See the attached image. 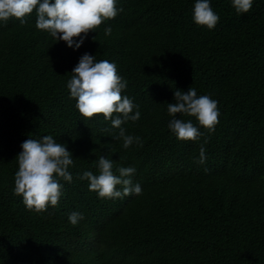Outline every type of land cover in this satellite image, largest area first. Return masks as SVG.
Here are the masks:
<instances>
[{"label":"trees","instance_id":"1","mask_svg":"<svg viewBox=\"0 0 264 264\" xmlns=\"http://www.w3.org/2000/svg\"><path fill=\"white\" fill-rule=\"evenodd\" d=\"M195 2L117 0L123 11L78 49L37 29L35 10L24 25L0 21V264H264V0L241 14L232 0H209L220 17L211 30L195 23ZM84 53L115 63L127 81L122 95L141 116L122 127L142 147L125 149L102 114L79 113L67 83ZM190 87L218 101L213 133L177 114L200 141L168 128V103ZM45 135L73 154V182L60 181L58 206L36 212L14 193L16 157L24 141ZM100 156L117 175L135 167L142 194L90 191L78 175H98ZM74 211L84 216L75 226Z\"/></svg>","mask_w":264,"mask_h":264},{"label":"clouds","instance_id":"2","mask_svg":"<svg viewBox=\"0 0 264 264\" xmlns=\"http://www.w3.org/2000/svg\"><path fill=\"white\" fill-rule=\"evenodd\" d=\"M117 0H0V21L7 25L11 18L24 25L26 17L36 11L37 29L47 31L57 41H64L68 47L78 49L84 43L89 32H95L104 21L114 19L122 8L116 7ZM237 14L248 13L253 0H232ZM193 19L197 25L214 29L220 17L213 11L209 0H196ZM105 35L112 33L111 26L104 29ZM79 40L77 41L76 38ZM95 39V37H94ZM67 83L70 98H74L79 113L85 118L103 115L111 121L113 128L119 129L116 140L123 141V147L133 144L143 146L138 136L126 134L122 125L128 121L140 119L139 105L122 92L127 88V81L117 72V66L108 60L96 61V57L84 53L72 70ZM135 110V111H134ZM167 110L172 119L168 128L182 141H200L204 136L191 120L177 118V114L195 117L199 125L215 131L220 116L218 101L209 95H197V90L190 87L186 92L175 90L174 103H168ZM134 113V114H133ZM205 137L199 149V164L207 160ZM22 151L17 155L18 171L15 173L14 193L23 197L28 210L47 211L49 205L56 207L64 195L61 180L73 182L69 171L74 167L73 154L65 144L59 143L51 135L40 139H28L21 144ZM99 174L84 171L78 179L89 182V190L100 198L116 199L129 195L142 194L139 183L133 184L131 177L136 173L135 167H120L114 173L113 160L100 156L97 164ZM207 171V169H205ZM119 186V187H118ZM69 222L77 225L84 219L82 213L69 214Z\"/></svg>","mask_w":264,"mask_h":264}]
</instances>
